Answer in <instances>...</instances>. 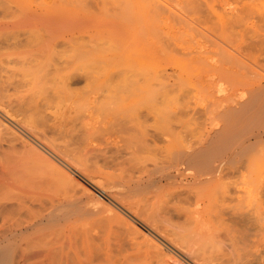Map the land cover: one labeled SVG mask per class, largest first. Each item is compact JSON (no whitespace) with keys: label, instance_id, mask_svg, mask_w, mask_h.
Masks as SVG:
<instances>
[{"label":"bare ground","instance_id":"bare-ground-1","mask_svg":"<svg viewBox=\"0 0 264 264\" xmlns=\"http://www.w3.org/2000/svg\"><path fill=\"white\" fill-rule=\"evenodd\" d=\"M123 1L128 6L127 13L135 14L134 17L142 24L146 36L145 41L136 38L133 47L125 54L128 62L126 65L133 67L131 73L126 75L121 69L109 71L112 66L119 64L110 63L112 66L100 67L91 52L83 54L77 47L71 62L63 66L68 70L77 62L75 71L59 75V86L52 88L61 93L64 100V97L67 99V79H86L94 89L89 103L94 104L93 107L106 118L100 122L103 123L102 130L106 132V138L114 135L110 139L115 141L120 137L119 133L127 134V138L123 140L124 144H127L124 147L138 160L127 162L128 166L122 167L116 175L100 174L101 171L96 175L93 173L95 171L89 173V168L85 171L83 159L80 160L78 155V146L73 145L72 139L75 138L70 136L68 140V134L65 136L67 141L63 140L64 136L62 139L55 137L57 133L61 135V130L48 126L45 121L47 114H51L47 111L49 101L41 102L45 97L34 98L36 93L21 102L20 105L24 107L15 110L9 102L3 100L5 95L0 92V132L5 130L14 134L13 140L19 139L22 147L28 146L36 152L44 151L63 172L67 169L66 173L70 171L77 177L85 176L91 184L88 183L81 192L88 195V191L94 190L102 196L95 200H116L121 206L119 217L127 219L129 224H135L143 235L153 242L154 247L160 246L172 264H245L241 256L246 250L244 249L243 253V248L239 249L243 254L237 250L236 238H243V233L247 232L240 231L248 228L246 222H249V219L244 218L248 217L245 214L251 211V205L248 206L251 202L234 200V203H230L226 200L198 199L208 197L213 191L221 189L224 185L223 169L243 161L242 157L247 156L257 145L264 143V126L247 134H239L235 136V141L228 142L225 135L214 134L211 129L202 130L194 140H182L177 138L178 135L175 136L177 132L174 123L177 122L176 115L183 104L178 94L186 88L213 91V99H206L209 102L206 105L209 106L208 112L216 110L220 115L217 117L222 116L227 121L233 118L234 128L246 120L264 118V65L260 64L264 60L260 59L259 63L256 56L250 52L264 50V27L262 29L257 24V21L264 20V6L261 15L254 16L256 4L252 0H237L238 7L230 6V13L223 11L222 7L220 10L221 5L218 6L217 0H185L184 5H176V1L175 6L168 0ZM226 8L228 9V5ZM232 10H236V13L231 12ZM230 14L233 15L229 19L226 15ZM255 17L258 20H253ZM240 23H245L250 28L249 33L244 28L245 34H250L246 41L248 43L243 46L247 50L241 47L240 41L236 42L231 38L233 34L231 37L226 35L229 29L237 30ZM173 28L181 35L188 34V40L176 41ZM158 30L166 32L165 34L175 41L162 44L158 40H151L150 36ZM238 35L242 37V29H239ZM31 74V83L37 85V92H45V86L41 83L44 75H38L35 71ZM115 76L120 78L115 80ZM98 87L101 88L99 100L98 91H95ZM228 91L234 92V95L238 92V95L228 96ZM76 101L77 99H74L66 108L77 109V106H84L75 105ZM206 117L211 119L208 115ZM148 118H151L150 122L147 121ZM214 119L215 117L211 120ZM211 120H208V124L212 123ZM208 124H204L205 128ZM160 140L165 143L158 144ZM115 165L118 164L110 166ZM61 178L63 179V175ZM91 179H96V182ZM65 181L70 182L72 178L67 175ZM8 184L9 181L0 173V188ZM164 190H168L178 199L192 196L195 200H157ZM56 200L66 198L58 197ZM170 201L186 202L190 205L192 203L198 207L201 202H212L214 208L210 207L211 205L209 207L214 211L216 208L220 217L221 214L225 215L221 218H226L228 213L230 217L235 215L236 218L240 217L238 220L243 218L240 222L246 221L243 227H247L242 229L239 224L240 228L234 226L240 233L239 237L235 238L232 234L229 235L234 228L225 233L219 231L221 228L214 227L211 229L217 233H205L209 237L211 235L210 238H205L202 234L205 230H210L206 228L203 231L201 227V231L196 220L201 210L192 207L193 211H185L184 222H178V215L172 214L173 209L167 206ZM245 207L246 211L243 210ZM225 212L227 214H224ZM192 214L197 216L195 220ZM188 215L198 222L197 225L192 226V220L190 225ZM0 219V264H16L15 253L20 249V234L30 225L20 227L15 222L16 219H12L14 222L8 221V224L4 222V217L0 216ZM223 221L221 222H226L224 219ZM234 223L230 221L232 227ZM259 239L264 240V236ZM223 249L226 255L229 254L225 259H222ZM260 252L258 254L262 255ZM263 260L261 264L264 263Z\"/></svg>","mask_w":264,"mask_h":264},{"label":"rangeland","instance_id":"rangeland-1","mask_svg":"<svg viewBox=\"0 0 264 264\" xmlns=\"http://www.w3.org/2000/svg\"><path fill=\"white\" fill-rule=\"evenodd\" d=\"M252 1L256 4L253 15H261L264 0ZM168 2L174 6L175 3L185 4V0H171L172 3L168 0ZM217 4L221 5L220 8L218 7L220 10L223 8V11L227 10L228 13L230 6V8L233 5L238 7L237 0H217ZM127 11L128 6L123 0H0V92L5 95L3 100L9 102L12 109L16 110L24 107L20 105L21 102L28 100L33 93L37 94L34 96L36 99L45 97L41 102L49 101L50 106L47 111L51 113L45 117L46 124L61 130L62 136L57 133L55 137L61 138L68 134V140L70 136L75 138L72 139L73 145L78 146V155L80 160L83 159L85 171L89 168L88 172L95 171L93 173L96 175L100 171V174L116 175L120 173L122 167L128 166L127 162L133 163L138 160L124 147L127 144H124L123 140L128 135L121 132L120 137L115 141L110 139L114 135L106 138L107 134L102 130L103 123L100 124L106 118H103L98 109L93 107L94 104L89 103L92 99L91 95H94L92 94L94 89L83 77L67 79L69 85L67 99L64 97V100L62 94L52 87L59 86V75L75 71L74 66L77 62L68 70L63 66L71 62L77 47L83 54L91 52L100 67L119 64L112 66L109 71L121 69L126 75L131 73L133 67L126 65L128 62L125 54L133 47L136 38L145 41L146 36L142 24L136 21L135 14ZM231 12L236 13V10ZM232 15L226 16L230 19ZM256 18L253 20H258ZM257 24L263 29L264 20L257 21ZM244 28L249 33L250 28L245 23L238 25L237 30L229 29L230 31L226 32L229 37L233 34L231 38L236 42L240 41L242 48H245L243 46L248 43L246 41L250 35L245 34ZM239 29H242L241 38L238 35ZM173 32L176 41L188 40V34L181 35L176 28H173ZM165 33L158 30L150 38L162 44L175 41ZM260 50H250L258 62L264 60V50ZM260 64L264 65V61ZM32 71L44 75L41 83L45 86V92L39 94L37 85L31 83ZM119 78L115 76L113 79ZM188 89L178 94L183 104L176 115L177 122L174 123L177 138L194 140L202 130L211 129L212 133L225 135L228 142H233L235 136L247 134L264 126V118H259L246 120L234 128L233 118L227 121L222 116L218 118L220 115L216 110L208 112L209 106L206 105L213 99L215 94L213 91L203 88ZM95 91H98L99 95L101 88L98 87ZM226 93L228 96L234 95L232 91ZM236 95L238 92H235L234 96ZM100 98L99 95L98 100ZM74 99H77L75 105L84 104V106L81 105L79 108L77 106V109L72 106L71 109L66 108ZM206 115L212 120L215 117L214 121ZM208 120L212 123L208 124ZM147 121L150 122L151 118ZM216 121L217 125L214 124ZM204 124H208L206 128ZM13 137L14 134L5 130L0 132V165H3L0 166V173L9 181L8 185L0 188V216L4 217V222L7 224L15 221L12 219H16L15 222L20 227L30 225L20 234V249L15 253L16 264H172L160 246L154 247L153 242L149 241L135 224H129L127 219L119 217L121 206L116 200H95L102 196L94 190L88 191V195L83 194L81 190L88 183L91 184L85 176L77 177L70 171L66 173L67 169L63 172L44 151L36 152L28 146L22 147L19 139L13 140ZM67 139L63 138L66 141ZM164 143V140L158 142L160 145ZM43 160L45 161L42 162ZM242 160L223 169L224 185L221 189L198 200L251 202L248 206L251 205L253 209L251 208V211L245 214L248 217L244 218L249 219V222L245 221L247 224L240 222L243 218L238 220L240 217L236 218L232 215L233 219L226 212L224 214H227L228 220L221 218L223 214L220 217L216 208L215 211L210 208H214L212 202H207L208 204L201 202L198 207L192 203L190 205L186 202L170 201L167 206L173 209L172 214L178 215V222H184L185 211L193 208L201 210L198 219L192 214L194 220L196 218L199 223L192 220L191 215H188V221L190 225L194 221L192 226L198 223L200 230L201 227L202 230L206 228L210 230V232L203 230L202 236L205 238H208L209 234L217 233L216 230L211 229L214 227L221 228L219 231L225 233H229L234 228L229 235L232 234L234 238L239 237L240 233L235 227L242 226L241 228L244 229L247 226L243 227V225H248V228L240 231L242 233L247 230L243 233V238H236L237 250L243 248L241 249L243 253L244 249L246 250L245 254L239 250L243 254L241 256L243 263L261 264L264 256V240L259 239L260 236H264V143L254 147L247 156L242 157ZM115 163L118 165L110 166ZM67 175L72 181H65ZM91 180L96 182V179ZM58 197H64L66 200H56ZM157 200L195 199L192 196L178 199L168 190H164ZM247 207L243 210L246 211ZM216 215L218 217L215 218ZM223 219L227 223H222ZM230 221L235 222L233 227ZM219 222L222 224L219 225ZM228 222L232 228L229 227ZM221 252L222 259L229 256L224 249ZM259 252L263 256L258 254Z\"/></svg>","mask_w":264,"mask_h":264}]
</instances>
